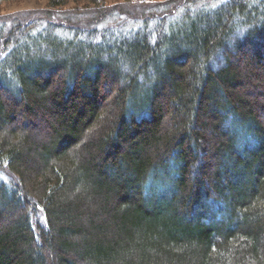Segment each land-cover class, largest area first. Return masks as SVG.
<instances>
[{
    "label": "trees",
    "instance_id": "16d2710c",
    "mask_svg": "<svg viewBox=\"0 0 264 264\" xmlns=\"http://www.w3.org/2000/svg\"><path fill=\"white\" fill-rule=\"evenodd\" d=\"M180 2L0 23V264H264V0Z\"/></svg>",
    "mask_w": 264,
    "mask_h": 264
},
{
    "label": "rangeland",
    "instance_id": "374dc122",
    "mask_svg": "<svg viewBox=\"0 0 264 264\" xmlns=\"http://www.w3.org/2000/svg\"><path fill=\"white\" fill-rule=\"evenodd\" d=\"M173 1L106 0L103 5L105 12L99 15L98 8L100 7L91 4H79L74 1H69L61 7H52L49 5L48 0H7L0 4V23L6 22L7 27L14 24L18 25L34 16L36 17L35 25L49 22L57 33L65 32L64 30H68L69 26H79L86 32H100L99 34H101L107 30H113L112 35L114 37H118V32L119 36L123 35L126 37L131 36L134 33L133 31L141 27L140 25L146 20H151L150 24H156L157 19L153 18L154 16L159 20L161 16L169 15L175 7L177 9L182 4L181 0L176 1L178 5H175ZM83 37H86V35H83ZM3 40H0V48H3L1 46ZM259 96L258 98L264 101V98H262L264 96ZM262 119L264 120V114ZM37 122L39 130L37 137L41 139L50 138L52 132L48 128L46 118H41ZM5 168V166H1L0 177L15 180V176Z\"/></svg>",
    "mask_w": 264,
    "mask_h": 264
}]
</instances>
